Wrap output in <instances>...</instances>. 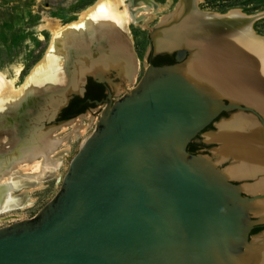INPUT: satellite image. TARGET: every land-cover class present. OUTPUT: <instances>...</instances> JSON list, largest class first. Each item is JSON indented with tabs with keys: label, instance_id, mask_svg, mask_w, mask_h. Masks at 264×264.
Instances as JSON below:
<instances>
[{
	"label": "water",
	"instance_id": "95a60500",
	"mask_svg": "<svg viewBox=\"0 0 264 264\" xmlns=\"http://www.w3.org/2000/svg\"><path fill=\"white\" fill-rule=\"evenodd\" d=\"M181 2L179 17L151 34L177 31L180 43L163 46L157 54L152 49L154 55L174 56L175 63L149 65L140 82L118 101L110 93L105 103L89 102L104 105L94 133L70 160L55 197L35 217L0 228V264H264V257L255 255L245 262L255 228L252 205L264 195L244 197L224 171L189 150L225 112L262 117L253 108L225 100L231 93L227 82L218 86L223 98L215 93V82L225 77L222 69L215 70L225 60L213 49L212 42L220 40L197 37L186 27L197 20L232 38L227 31L237 23L200 11L196 0ZM262 17L264 13L245 21L253 34L254 22ZM118 43L130 68L127 81L133 82L137 55L129 38ZM65 44L71 82L30 95L0 114V124L7 125L0 126V182L21 159L38 154L30 146L36 132L46 136L51 127L78 116L61 119L75 98L85 96V81L110 83L91 73H101L99 66L92 70L84 63L83 71L77 69L72 59L88 50L74 49L68 38L59 48ZM111 52L106 54L119 58ZM191 59L197 61L194 67L184 69ZM108 65L115 67L111 76L120 71L118 62ZM202 74L208 77L205 82L198 77ZM11 180L0 183V205L19 189Z\"/></svg>",
	"mask_w": 264,
	"mask_h": 264
},
{
	"label": "rangeland",
	"instance_id": "374dc122",
	"mask_svg": "<svg viewBox=\"0 0 264 264\" xmlns=\"http://www.w3.org/2000/svg\"><path fill=\"white\" fill-rule=\"evenodd\" d=\"M97 1L98 0H0V72L12 78L16 74V69L21 68V76L16 82V86H21L26 78L29 77L33 68L49 52L52 35L49 29L45 28L47 22L54 19L59 21L62 25L72 24L77 21L81 12L94 5ZM153 1L159 6V8L155 9L148 7L147 5H143L144 8H146V18L142 19V21L138 24L131 25L129 32L123 30L126 36H122L123 41L119 40V42L121 41L123 43L128 40L127 38H129L133 51L137 55L138 71L133 82L127 81L123 78L124 74L122 73V69L124 68L125 70L126 68L124 66L123 68L121 67L123 63L122 65H119L120 61L124 62L123 58L120 56L119 59L111 54H106L109 52H101L100 56L96 58V61L95 59L92 60V70L96 64L97 68L99 66L100 70H98L104 75V79L110 81L109 85L113 92L114 101H118L120 97L126 93V91L133 89L140 82L147 67L149 66L147 60L153 53L152 49L155 50L154 54H157L163 44L165 45L173 40H180L177 31L172 28L163 31L164 35L163 32H157L152 38L151 34L155 29L179 17L181 13L180 9L183 4L181 0ZM196 3L200 11L205 13H215L220 16L230 15L233 11H240L245 16H256L264 13V0H196ZM104 30H106V27L103 23L94 21L90 23L89 28L86 30L71 31L68 34V40L71 43L68 42V45L74 48L84 47V45L91 42L90 40H92V38L100 36ZM253 30L257 36L264 38V17L259 18L254 22ZM75 38L78 40V43H74L75 41L73 42V39ZM151 40H153V42ZM113 42L116 43V41ZM57 46L61 47L62 44L58 41L56 42V46L54 45L53 51L51 52L54 57L57 54H67L68 48H66V44L64 45L65 48H59ZM90 47H92V44H90ZM107 47H112V45ZM115 47H120V45H116ZM117 51V53L120 54L119 52L123 51V49L120 50L119 48ZM85 54V52L78 53L72 59L77 69L81 68L80 71H83V67H86L84 63H89L88 61L85 62L87 59ZM103 54H105V56L101 57ZM66 58H70V53L69 57L66 56ZM130 59L132 60L133 58L131 57ZM111 60L116 63L118 62L116 69L118 67L122 68L115 76H111V68L114 65H112V67L108 65V62H111ZM196 62L197 61L194 59L187 60L185 63L186 65L183 66V68L194 67ZM101 64H103V67H101ZM67 67L68 64L66 69ZM129 72L130 71H128V76ZM69 74L70 76L76 75L74 72H70ZM63 76L65 79L67 78V83L65 84L71 82L66 70L63 71ZM198 77L199 79H202V81L208 78L199 75ZM72 79L73 78H71V80ZM85 83H87V81H85ZM235 91L237 92V90ZM232 93L233 92L228 93L227 96L225 95V100L233 102L234 100L231 99L232 97H236V94ZM238 94L237 100H240ZM222 96V94L219 95V97L223 98ZM241 104L245 107L248 106V103L246 104L241 102ZM103 110L104 105L100 107H90L85 111V113L78 115L75 119H72L68 123L51 127L46 136L49 140H51V142H53V139L57 142L55 146L52 145L53 147L51 150L53 152L49 153L50 149L47 148L44 149L42 153H38L32 157H27L28 155H25L27 158H23L19 161L15 167V171L8 176L14 174L22 176L28 172H32L31 168L26 173L22 171V173H18L16 171L18 168L21 169L27 164L30 167L32 162L40 161L42 158H46V156L49 158L56 156L58 158L56 163L57 169L54 171V177L47 178V180L44 181L42 188L30 189L31 187L23 186L18 190L12 191V198H15V196L18 197L20 194V196H22L26 192L25 194H27L31 199V204L24 208H16L10 212L0 213V228L6 227L17 221H23L35 217L39 211L55 197L60 190L62 180L69 169L70 160L77 155L84 142L94 133L96 124L98 123ZM255 110L259 111V113L262 111L261 109ZM260 115L264 117V115ZM235 118L240 120L239 122L238 120L236 121L239 124V126L236 127L233 126V122L236 120ZM241 119L243 122H241ZM242 123L248 127L249 125H252L259 128L261 125V122L253 113L240 110L225 112L218 117L216 121L203 132L202 135L193 141V143L189 146L190 152L195 155L206 157L225 173L228 171L230 172L231 169H234V166L231 164L232 162L230 158L223 154L225 149L222 148L223 144L220 138L227 134L229 135V133H239L240 131L238 130L244 128ZM227 125H230V127L227 128ZM0 126L3 129H7V125L3 122ZM222 126L225 127V129H222ZM5 141L6 140H4V142ZM261 144L264 145V143ZM37 147L39 148L40 146ZM8 176L3 178V181L0 183L6 182V179L8 180V178H10ZM229 177L235 185L243 189L242 195L244 197L251 198L264 193L260 189L258 191L253 189L250 190V188L255 185V182L258 180L256 176L248 177L244 176V174L237 175L231 173ZM251 220L254 223L255 228L249 241L252 244V247L249 249L250 254L253 253L254 250L257 251L264 244V218L259 213L257 214V212H252ZM249 260H251V258Z\"/></svg>",
	"mask_w": 264,
	"mask_h": 264
},
{
	"label": "bare ground",
	"instance_id": "6f19581e",
	"mask_svg": "<svg viewBox=\"0 0 264 264\" xmlns=\"http://www.w3.org/2000/svg\"><path fill=\"white\" fill-rule=\"evenodd\" d=\"M143 5H147L148 7L155 9L159 8V6L155 4L153 0H98L94 5L81 12L77 21L73 22L72 24L62 25L57 20H49L45 26L46 29H49L52 35V42L49 52L33 68L32 72L30 73L29 77L26 78L24 83L21 86H16V82L22 73L21 68L16 69V74L12 78L0 72V114L3 116L5 112H8L17 103H20L23 99L30 95L40 94L44 90L50 91L52 88L54 89L59 85H67L65 84L67 83V78L65 79L63 76V71L66 70L67 66V60H65L67 58L65 54H57L54 57L51 52L53 51L54 45L56 46V42L59 41V43L63 45L65 38H68L66 37V34L69 31L86 30L89 28L90 23L94 21L100 22L106 27V30L101 33L102 41L105 43V45H115L116 43L113 41L117 42V39L118 42L119 40L123 41L122 36H126L123 30L129 32L131 25L138 24L140 21H142V19L146 18V8H144ZM221 17L227 18L230 21L237 23L233 26L230 25L231 28L227 31V33L234 34L232 38H226L225 36L218 35V33L211 29L210 26L204 25L197 20L195 22L191 21V23L188 22L186 23L187 26H185L187 27L188 32L191 31V34L197 37L207 35L205 38L209 40H220L218 43L212 42L213 49L218 50L219 53L222 52L225 60L222 62V66L217 65L220 69L215 67V70H218L219 72L223 70L225 73L223 76L225 77L218 79V82H215V88L213 89L215 93L217 95L220 94L221 88L218 87L219 84L227 82L228 88L231 92H233L232 94H236V97H232L231 100H234L238 103H248V106L246 107L261 109L262 113L260 112V114L264 115V40H262V38L256 34H253L250 25L245 22L248 20V18H250V16H245L240 11H233L230 13V15ZM212 31H214L216 34H212ZM92 39L98 43L96 37ZM106 40H111L112 43H106ZM180 41L173 40L170 43L165 45L163 44L159 50L162 51L164 49L163 46L166 45L175 46L180 43ZM68 42L70 41L68 40ZM73 42L78 43V40L75 38L73 39ZM78 49H85L84 51L87 49L88 53L91 52V56L85 52L89 61L87 66L92 67V60L96 58V56H100L96 55V52L99 51V47H78ZM118 49L119 47H103V52H118ZM119 53L121 55L124 53V51H120ZM122 57L125 63V65L123 63L122 68L124 66L126 69L124 70V68H120V70L122 69V73L124 74L123 78L127 80V59H124V55ZM87 59L85 61H87ZM191 72L195 73L196 75L198 74V71H196L194 68H192ZM91 73L94 76L97 75V77L100 79H104V75L102 73H98L97 71ZM201 76L205 77L204 74ZM208 84L211 86L210 82ZM235 90H237V92ZM237 94L240 97V100H237ZM37 117L35 118L37 119ZM256 117L261 122L259 128L252 125H249L248 127L242 123L244 128L238 130L240 131L239 133H229V135H225L226 137L223 135L224 137L220 138V140L223 144L222 148L225 149L223 154L230 158L232 162L231 164L234 166V169H231L232 172L228 171L229 174L228 172H226V174H228V176L231 175V173L237 175L244 174V176L248 177L256 176L258 180L255 182V185L252 186L253 188H250V190L253 189L258 191L260 189L262 192H264V145L261 144L264 143V117ZM235 119L236 120L233 122L234 127L239 126L236 121H240L238 118ZM241 122H243V120ZM226 127L229 128L230 125H227ZM223 128L225 129V127L222 126V129ZM2 142L3 140L0 138V143ZM56 143L57 142L54 139L53 142H51V140H49V138H47V136H45L43 133L41 134L40 132H36L30 146L33 150L37 149L35 153H39L47 148L51 150ZM37 146L40 147L38 148ZM57 161L58 158L56 156H52L49 161H47L45 158H42L40 161L32 162L30 167L27 164L21 169L18 168L19 170L16 168V172L18 173H26L30 168L32 169V172H28L22 176H17L14 174L9 177L10 179L12 178L11 182L15 188H21L23 186L31 187L30 189L42 188V185L44 181L47 180V178L54 177V171L57 169ZM10 179L8 178L6 181H9ZM240 189L241 191L243 190L242 188ZM25 193L22 196H20V194L18 197L15 196L16 198L5 200V202L0 205V213L10 212L13 209L24 208L30 205L31 199ZM262 195H264V193ZM252 209L253 212H257V214L259 213L264 218V197L255 201L252 205ZM248 252L250 253V250ZM263 252L264 244L253 255H255V258L259 259L264 257L262 254ZM251 255L252 254H250V256ZM253 255L251 257H253ZM251 257L248 258L250 259ZM249 259H245V262L247 263Z\"/></svg>",
	"mask_w": 264,
	"mask_h": 264
},
{
	"label": "flooded vegetation",
	"instance_id": "af4514ba",
	"mask_svg": "<svg viewBox=\"0 0 264 264\" xmlns=\"http://www.w3.org/2000/svg\"><path fill=\"white\" fill-rule=\"evenodd\" d=\"M101 36H102V34H100V36L96 37L98 43H96V41H93L94 39H92V40H90L91 42H89L87 45H84V47H90V44H92V43H94V44H92V47H107V46H109L107 44L105 45V43L102 41ZM107 42L112 43L111 40H106V43ZM117 42H118V39H117ZM74 45H76V44H74ZM117 45L118 46L120 45V47L122 46L120 43H117ZM72 46H73V44H72ZM115 46H116V44L115 45L112 44V47H115ZM73 51H74V49H73ZM101 52H103V51H101ZM101 52H100V50L97 51L96 55H100ZM119 56L121 58H123L122 57L123 55H119ZM97 57L98 56H96V58ZM96 58H94V59H96ZM148 63H149V65H153L156 67L172 65L175 63V57L169 56V55L151 54L150 60ZM124 65H125V63H124ZM126 66H127L128 71H129L130 69H129L128 62L126 64ZM110 93L113 95V92H112L110 85L108 83H106V84L98 83L97 81H95L93 79H89L85 85V96L83 98H79V97L75 98L71 102L70 106L63 112L61 119L66 120V119H69L70 117H72L74 115H82L83 113H85V111L88 108L96 107L95 105L89 104V102H96L97 101V102L105 103L106 101L109 100V94ZM73 103L77 104V106L75 108H73ZM71 107H72V109H71L72 111L70 110Z\"/></svg>",
	"mask_w": 264,
	"mask_h": 264
},
{
	"label": "trees",
	"instance_id": "16d2710c",
	"mask_svg": "<svg viewBox=\"0 0 264 264\" xmlns=\"http://www.w3.org/2000/svg\"><path fill=\"white\" fill-rule=\"evenodd\" d=\"M77 106L76 103H73V108H75ZM72 109V107L70 108V110ZM72 111V110H71Z\"/></svg>",
	"mask_w": 264,
	"mask_h": 264
}]
</instances>
